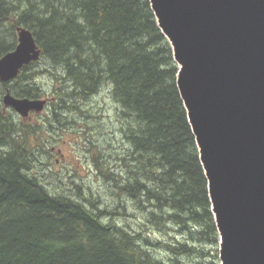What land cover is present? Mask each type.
Masks as SVG:
<instances>
[{
  "label": "trees",
  "instance_id": "obj_1",
  "mask_svg": "<svg viewBox=\"0 0 264 264\" xmlns=\"http://www.w3.org/2000/svg\"><path fill=\"white\" fill-rule=\"evenodd\" d=\"M16 4L0 0V26L11 25L0 55L11 50L15 26H25L39 60L49 61L50 72L40 73L61 86L55 93L63 108H69L65 101L107 93L117 105L124 147L105 178L144 215L142 231L149 227L169 241L101 221L116 211L95 212L51 194L29 174L25 127L12 130L8 116L0 115V264H219L207 181L176 86L177 67L149 0ZM11 8L21 11L7 20ZM26 68L11 92L39 98L37 87L19 84L34 78V71L25 77ZM164 247L171 256L161 261L152 251Z\"/></svg>",
  "mask_w": 264,
  "mask_h": 264
},
{
  "label": "water",
  "instance_id": "obj_2",
  "mask_svg": "<svg viewBox=\"0 0 264 264\" xmlns=\"http://www.w3.org/2000/svg\"><path fill=\"white\" fill-rule=\"evenodd\" d=\"M208 185L219 264H264V0H149ZM0 57V82L40 58L26 28ZM3 103L21 117L41 99Z\"/></svg>",
  "mask_w": 264,
  "mask_h": 264
},
{
  "label": "rangeland",
  "instance_id": "obj_3",
  "mask_svg": "<svg viewBox=\"0 0 264 264\" xmlns=\"http://www.w3.org/2000/svg\"><path fill=\"white\" fill-rule=\"evenodd\" d=\"M6 1L13 6L17 5L16 0ZM20 11L14 10V13L18 15ZM7 29V26H0V39L9 43ZM48 64V60L41 59L31 65L25 71V77L28 78L34 71V78L19 83L27 88L34 85L41 94L39 98L47 101L43 111L32 116L21 118L11 108L4 107L2 100L5 89L0 83V115L8 116L12 130L25 127L24 140L32 151L28 160L31 168L29 174L35 176L51 194L68 196L95 212L116 211V215L101 219L104 224L122 227L128 233L141 231L154 240L169 241L168 236L164 237L149 227L142 231L140 219L144 215L133 210L126 197H119L105 178L107 170L115 169L114 155L124 147L119 131L117 105L107 93H101L72 103L65 101L69 108H63L56 95L60 84L53 80L50 73H40V70L47 67L50 70ZM12 85L14 87V83ZM1 107L5 110H1ZM18 131L22 134L20 129ZM15 132L12 131V134ZM170 236L173 234L170 233ZM178 239L184 240V237L179 236ZM216 249L218 253V244ZM152 253L160 260L161 257L165 260L171 256L165 247L155 249Z\"/></svg>",
  "mask_w": 264,
  "mask_h": 264
},
{
  "label": "flooded vegetation",
  "instance_id": "obj_4",
  "mask_svg": "<svg viewBox=\"0 0 264 264\" xmlns=\"http://www.w3.org/2000/svg\"><path fill=\"white\" fill-rule=\"evenodd\" d=\"M6 24H7V22L4 24L3 23V25L4 26H6ZM18 28H23V26H15V28H14V34H13V32H12V36H13V38H12V46H11V50L10 51H12L15 47H16V45H17V43H18V40H17V36H18ZM6 54V53H5ZM4 55V54H3ZM1 56V55H0ZM30 66H27V68L25 69V71L29 68ZM2 85H8V86H10L11 88H13V81L12 82H9V83H1ZM5 89V93H3V95L4 94H6L7 92L9 93L10 92V94L11 95H13L14 96V94L11 92V90L10 89H6L5 87H3V90ZM14 97H16V96H14ZM17 98V97H16ZM18 98H22V97H18ZM32 99H36V98H32ZM4 107H6V106H4ZM45 107H46V105H45ZM6 108H9V107H6ZM10 109V108H9ZM1 110H5V108H3V107H1ZM13 110V109H12ZM14 111V110H13ZM2 112V111H1ZM14 113L17 115V116H20L19 114H17L15 111H14ZM34 113H36V112H34V111H30L29 112V114H28V116L27 117H29V116H32V114H34ZM37 114V113H36Z\"/></svg>",
  "mask_w": 264,
  "mask_h": 264
},
{
  "label": "bare ground",
  "instance_id": "obj_5",
  "mask_svg": "<svg viewBox=\"0 0 264 264\" xmlns=\"http://www.w3.org/2000/svg\"><path fill=\"white\" fill-rule=\"evenodd\" d=\"M12 9V8H11ZM9 10L7 11V13H6V17H5V19H10L11 18V16H13L15 13H14V8L11 10V12H9ZM6 20V21H7ZM6 26L8 27V29H10V26L11 25H9V23L7 22V24H6ZM22 26V25H21ZM24 28H26L25 26H23ZM26 29H28V28H26ZM4 43V42H3ZM2 44V43H1ZM30 78V77H29ZM17 79V77L14 79V80H16ZM11 81H13V80H10V81H8V82H6V83H9V82H11ZM0 83H3V82H0ZM33 85V84H32ZM3 87H5L6 89H10V90H12L13 88H11L10 86H8V85H2ZM37 90H38V88H37ZM6 91H4L3 93H5ZM207 181V180H206ZM207 188H208V185H207ZM56 195V194H55Z\"/></svg>",
  "mask_w": 264,
  "mask_h": 264
}]
</instances>
